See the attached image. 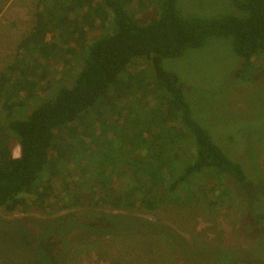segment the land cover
I'll return each instance as SVG.
<instances>
[{
    "label": "rangeland",
    "instance_id": "obj_1",
    "mask_svg": "<svg viewBox=\"0 0 264 264\" xmlns=\"http://www.w3.org/2000/svg\"><path fill=\"white\" fill-rule=\"evenodd\" d=\"M39 1L0 0V74L11 63L34 56L21 42L35 31L37 14L42 9ZM178 6L184 14L203 17L239 13L232 0H178ZM132 9L141 20L156 13L153 0H134ZM71 17H78L75 36L84 40L77 44V53L59 49L53 62L35 55L39 64L33 77L40 80L39 88L34 89L37 96L51 93L54 81L56 86L74 81L82 67L80 56L86 42L111 28L109 18L102 26L95 13L85 18L73 11ZM52 35L53 41H62L60 32L55 30ZM261 61L254 59V66L247 67L244 76L239 77L237 71L243 68V59L236 54L231 37L211 38L199 48H189L182 56L162 61L163 67L176 73L184 84L196 120L232 159L245 162L244 168L250 167L249 174L255 178L251 187L230 176L221 182L201 175L195 180V197L180 204L118 209L97 206L84 194V203L65 206L74 192L89 189L83 185L68 186L75 179L83 181L87 173L100 181L107 180L111 186L125 184L131 188L132 172L140 168L138 160L151 154L148 150L159 143L151 142L155 136L162 150L167 140L176 149L185 142L175 129L165 132L159 121L162 104L165 106L162 85L153 64L146 57H135L107 93L115 100L119 115H106L111 125L105 122V126L86 119L95 140L84 142L82 158L76 161L78 167L68 166V173L53 178L51 195L48 193L44 203L34 204L32 199L36 196L26 194L27 203L16 210L0 207V264H50L49 254L53 264H264V73L258 71ZM123 94L127 96L119 97ZM74 125L70 131L65 130L66 135L81 136L84 127ZM186 135L196 141L194 134ZM9 145L13 155L20 156V145L14 136H10ZM48 178L49 172L43 179ZM94 212L112 213L126 221L121 220L125 223L119 229L111 223L100 232L79 226L93 222ZM68 215H73L76 226ZM57 246L62 249L59 254Z\"/></svg>",
    "mask_w": 264,
    "mask_h": 264
},
{
    "label": "trees",
    "instance_id": "obj_2",
    "mask_svg": "<svg viewBox=\"0 0 264 264\" xmlns=\"http://www.w3.org/2000/svg\"><path fill=\"white\" fill-rule=\"evenodd\" d=\"M133 2L39 1L42 9L37 14L35 31L21 42L34 56L26 59V63H11L0 74V207L12 212L27 203L26 194L36 196L32 203H44L48 193L49 197L51 195L53 178L68 173V166L78 167L76 161L82 158L84 142L95 140L89 123L93 121V124L105 126L106 122L111 125L106 115H119L115 100L107 93L135 57H146L153 64L164 91L162 101L165 106L162 104L163 114L159 121L166 133L175 129L177 135L184 139V146L173 148L167 140L162 150L159 138L155 136L151 142L159 143L148 150L152 155L146 154L138 160L140 168L132 172L131 188L125 187V184L118 188L111 186L107 180L100 181L87 173L83 181L75 179L68 186L83 185L89 188L86 189L88 192L80 188L65 206L84 203V194L97 206L102 204L118 209L135 206L155 209L165 204H180L195 197V180L201 175L221 182L230 176L242 185L252 186L255 178L249 174L250 167L244 168L242 160L232 159L214 141L207 128L196 120L184 84L176 73L163 67L162 61L182 56L189 48H199L211 38L231 37L236 54L243 59V68L237 71V75L243 77L247 67L254 66L253 60L256 58L262 59L258 71L264 73V0H232L239 13H222L211 17L184 14L178 0H153L156 13L146 20L137 18L132 9ZM73 11L85 18L95 13L102 26L109 18L111 28L90 42L85 41L87 45H84L81 56L79 54L82 67L74 81L58 86L54 81L50 85L51 93L37 96L34 89L39 88L40 80L33 77L39 64L35 55L53 62L59 49L77 53L76 46L80 39L84 40L79 39V35L75 36L79 19L71 17ZM71 21L74 24L70 25ZM55 30L60 32L61 42L51 38ZM126 96L123 94L119 97ZM26 107H29L28 111L23 113ZM97 113L99 116L94 117ZM74 124L84 127L81 136L66 135L65 130L70 131ZM189 132L195 135V142L186 135ZM10 136H14L20 145L18 157L11 151ZM158 149L159 156L154 158ZM47 172L49 178L44 181ZM116 216L94 212L93 222L80 223L79 226H84L87 231L100 232L111 223H116L119 229L125 223L121 220L126 219ZM67 218L76 226L73 215ZM62 241L66 242V239ZM61 251V247L57 246L56 253ZM49 257L50 264H53L50 254Z\"/></svg>",
    "mask_w": 264,
    "mask_h": 264
}]
</instances>
